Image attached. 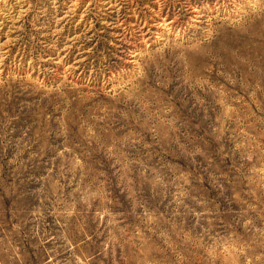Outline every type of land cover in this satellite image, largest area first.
Instances as JSON below:
<instances>
[{
	"label": "rangeland",
	"instance_id": "1",
	"mask_svg": "<svg viewBox=\"0 0 264 264\" xmlns=\"http://www.w3.org/2000/svg\"><path fill=\"white\" fill-rule=\"evenodd\" d=\"M0 264H264V0H0Z\"/></svg>",
	"mask_w": 264,
	"mask_h": 264
}]
</instances>
